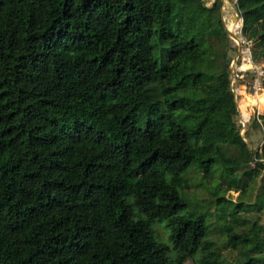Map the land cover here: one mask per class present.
Instances as JSON below:
<instances>
[{
	"label": "trees",
	"instance_id": "1",
	"mask_svg": "<svg viewBox=\"0 0 264 264\" xmlns=\"http://www.w3.org/2000/svg\"><path fill=\"white\" fill-rule=\"evenodd\" d=\"M221 7L0 0V264H226L184 192L192 169L224 190L264 169V138L251 168L237 131ZM237 8L264 65V0ZM214 202L238 264H264V229L232 223L250 204Z\"/></svg>",
	"mask_w": 264,
	"mask_h": 264
},
{
	"label": "rangeland",
	"instance_id": "2",
	"mask_svg": "<svg viewBox=\"0 0 264 264\" xmlns=\"http://www.w3.org/2000/svg\"><path fill=\"white\" fill-rule=\"evenodd\" d=\"M213 0H204V3L206 5H210ZM222 7H221V17L225 24V27L229 32H232L235 34V23L229 22V15L231 10L234 12H238L236 8V4L233 3L232 0H221ZM240 23V21H239ZM230 37V44H231V50L229 51V55L231 57L230 63H229V70H230V85L233 89V91L236 93L239 100H241V110L248 114L250 113V105L252 102L255 101V99L250 97L248 95L247 91H244L243 86L247 82V76L243 77L242 79L235 77L234 75V67L235 62H237V65L239 64V60L237 58L240 47L238 44L235 43L237 41L234 37ZM235 41H234V40ZM253 46V44H252ZM251 46V47H252ZM255 61V60H254ZM260 63V62H259ZM261 64V63H260ZM263 65V64H262ZM264 66V65H263ZM243 67H245L243 65ZM242 87V88H241ZM241 88V89H240ZM238 90V91H237ZM240 97V98H239ZM264 97V95H261L260 98ZM245 106L248 107V109L245 110ZM256 110L257 108L254 107ZM259 109V118L253 117V115L250 118V121L244 122L242 117L241 119L236 118L235 116V123L237 126V131H239L242 136H244L248 142L246 145L248 148V163L249 167L254 168L257 164V153L260 151V147L262 144V135H263V129L261 125V119L260 116L264 114V106L260 107ZM248 111V112H247ZM249 115V114H248ZM240 174V171L238 172ZM200 181H202V178L200 177V173L195 170H189L187 173V184L184 187V192L186 193V196L192 200L203 203V209H205L207 221L209 223V239H211L214 243V246L217 248V251H219L222 255V257L225 259L226 264H238L242 261L243 255L239 253L237 250H234L233 248L227 246V237L225 233V226L228 224H231L230 216L226 212L223 214L221 211V207L217 206L214 202V199L217 195H223L225 199L234 202H242L245 204H250L248 206L247 210H241L237 215L243 218L242 223L237 224L235 222H232L233 225L236 227L235 229L238 231H246L248 228H250L253 223H255V230H258V227H262L264 229V205L261 209H257L256 205L259 202L260 194L263 190V183H264V169L260 172L258 176H255L254 178L250 179L246 185L243 186L242 190L241 188L231 187L226 190L225 183L221 182V180L215 181L221 183V191L214 196L212 195L213 191V185L214 180L211 179H205L203 180L202 184L199 185ZM222 190L223 193H222ZM220 207V208H219ZM156 229L160 235V239L162 241H167V232L164 229V226L160 223L156 225ZM260 239L264 238V230L259 232ZM251 235V233H250ZM264 255V253H262ZM256 256H260V254H254ZM184 264H194L192 259H189L184 262Z\"/></svg>",
	"mask_w": 264,
	"mask_h": 264
},
{
	"label": "built area",
	"instance_id": "3",
	"mask_svg": "<svg viewBox=\"0 0 264 264\" xmlns=\"http://www.w3.org/2000/svg\"><path fill=\"white\" fill-rule=\"evenodd\" d=\"M232 1L234 4H236V8H237V0H232ZM236 13H240L239 10L238 12H234V14ZM229 22L236 24L234 30H235V36L238 41H235L234 39L233 40L240 47L239 53L237 56L239 60V64L237 65V62H235L234 75L235 77L240 78V79L247 76L246 78L247 82L245 83L243 88H244V91L248 92V95L250 96L248 98L251 99L252 97V99L253 98L255 99V101L252 102L250 105V111L252 112L253 117L259 118V115L257 114H259V109H261L260 105H264V98L263 99L260 98L261 95H264V66L254 61L253 56H252V47H251L253 44V40L247 39L242 34L241 22L239 23V21H234L233 19H231V17H229ZM244 64L247 66L243 67ZM234 99H235L236 110H237L236 118L239 121V119H241L243 114L241 111V100L238 99L235 92H234ZM254 107L257 108L258 112ZM246 109H248L247 106H245V110Z\"/></svg>",
	"mask_w": 264,
	"mask_h": 264
},
{
	"label": "water",
	"instance_id": "4",
	"mask_svg": "<svg viewBox=\"0 0 264 264\" xmlns=\"http://www.w3.org/2000/svg\"><path fill=\"white\" fill-rule=\"evenodd\" d=\"M234 21H240L241 22V24L243 23V19H242V17H241V15H240V13H236V14H234V19H233ZM228 31V30H227ZM228 34L231 36V37H233V35L228 31ZM239 132V131H238ZM239 134L241 135V137H242V139L244 140V142L246 143V145L248 144L247 143V140H246V138L244 137V136H242V134L239 132ZM264 138V132H263V135H262V139Z\"/></svg>",
	"mask_w": 264,
	"mask_h": 264
},
{
	"label": "bare ground",
	"instance_id": "5",
	"mask_svg": "<svg viewBox=\"0 0 264 264\" xmlns=\"http://www.w3.org/2000/svg\"><path fill=\"white\" fill-rule=\"evenodd\" d=\"M230 33H231V34L233 35V37H234V38L237 40V38H236L235 34H234V33H232V32H230ZM237 41H238V40H237ZM241 111H242V110H241ZM242 114H243V115H242V119H243V121H244V122H246V121H248V122H249V121H250V118H251V116L253 115V114H252V112H250V113H249V115H248V114H245L243 111H242Z\"/></svg>",
	"mask_w": 264,
	"mask_h": 264
},
{
	"label": "crops",
	"instance_id": "6",
	"mask_svg": "<svg viewBox=\"0 0 264 264\" xmlns=\"http://www.w3.org/2000/svg\"><path fill=\"white\" fill-rule=\"evenodd\" d=\"M229 17H231V19H234V11L231 10ZM248 114H249V112H248Z\"/></svg>",
	"mask_w": 264,
	"mask_h": 264
}]
</instances>
